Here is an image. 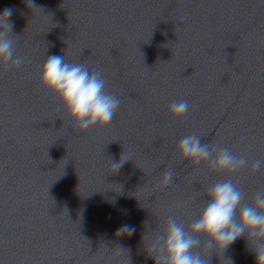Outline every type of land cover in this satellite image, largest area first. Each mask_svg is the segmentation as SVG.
<instances>
[{
    "label": "water",
    "instance_id": "water-1",
    "mask_svg": "<svg viewBox=\"0 0 264 264\" xmlns=\"http://www.w3.org/2000/svg\"><path fill=\"white\" fill-rule=\"evenodd\" d=\"M32 3L0 0L26 58L0 65V264H156L151 245L168 217L187 229L209 186L231 179L252 204L264 169L220 173L175 148L195 133L264 158V0ZM51 55L102 73L120 99L111 123L73 126L40 84ZM181 99L189 111L172 118ZM122 153L130 160L116 171ZM168 168L174 180L161 187ZM124 225L134 231L119 234ZM207 258L255 264L246 234Z\"/></svg>",
    "mask_w": 264,
    "mask_h": 264
},
{
    "label": "clouds",
    "instance_id": "clouds-1",
    "mask_svg": "<svg viewBox=\"0 0 264 264\" xmlns=\"http://www.w3.org/2000/svg\"><path fill=\"white\" fill-rule=\"evenodd\" d=\"M27 6H37L27 0ZM11 9L0 14V65L19 67L25 57L16 54V35L8 21ZM181 23L186 16H179ZM40 84L58 98L68 119L79 131L93 126H107L113 120L119 105L118 96L106 91V80L95 68L89 70L85 63H71L64 55H51L40 69ZM172 118H181L189 111L187 100H174L168 108ZM175 152L183 161L194 164L207 163L220 173H235L245 167L256 172L264 169V158L249 162L247 157L235 154L229 147L204 143L195 133L182 137ZM130 159L121 154L118 162L111 161L116 171ZM174 180V170L165 169L160 186L166 187ZM207 203L197 219L186 229L175 217H168L163 230L152 242L156 264H209L213 249L223 251L239 237L247 235L255 264H264V188L259 189L252 204L245 202L244 194L231 179L217 181L206 189ZM134 229L124 225L119 234H131ZM203 249L208 250L205 255Z\"/></svg>",
    "mask_w": 264,
    "mask_h": 264
}]
</instances>
